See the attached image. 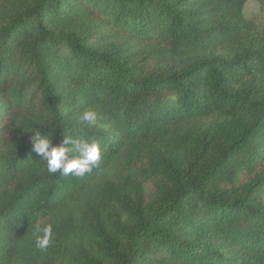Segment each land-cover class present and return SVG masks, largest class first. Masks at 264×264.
<instances>
[{"label":"trees","instance_id":"16d2710c","mask_svg":"<svg viewBox=\"0 0 264 264\" xmlns=\"http://www.w3.org/2000/svg\"><path fill=\"white\" fill-rule=\"evenodd\" d=\"M248 1L0 0V264H264ZM38 124L56 145L98 143L100 161L49 173Z\"/></svg>","mask_w":264,"mask_h":264},{"label":"clouds","instance_id":"9594fccd","mask_svg":"<svg viewBox=\"0 0 264 264\" xmlns=\"http://www.w3.org/2000/svg\"><path fill=\"white\" fill-rule=\"evenodd\" d=\"M80 120L87 122L91 127L95 125L97 114L86 109L82 112ZM43 125H34L28 132L31 133L30 142L32 150L47 163L49 173L60 172L67 176H83L90 172L101 159L100 145L96 142L65 136L61 144H53L52 140L44 134ZM42 235L37 236L36 246L39 249L48 247L52 238V226L46 225L41 230Z\"/></svg>","mask_w":264,"mask_h":264},{"label":"rangeland","instance_id":"374dc122","mask_svg":"<svg viewBox=\"0 0 264 264\" xmlns=\"http://www.w3.org/2000/svg\"><path fill=\"white\" fill-rule=\"evenodd\" d=\"M245 16L252 20L260 30H264V8L257 1L249 0L244 7Z\"/></svg>","mask_w":264,"mask_h":264}]
</instances>
